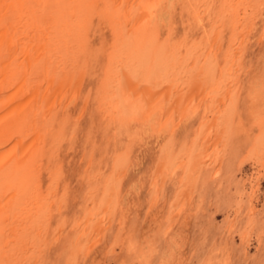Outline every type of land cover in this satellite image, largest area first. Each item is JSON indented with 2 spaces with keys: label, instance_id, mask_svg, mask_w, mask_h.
I'll return each mask as SVG.
<instances>
[{
  "label": "bare ground",
  "instance_id": "6f19581e",
  "mask_svg": "<svg viewBox=\"0 0 264 264\" xmlns=\"http://www.w3.org/2000/svg\"><path fill=\"white\" fill-rule=\"evenodd\" d=\"M263 1L182 0L192 19L208 17L210 29L203 33L202 44L187 47L182 41L168 48L171 39L162 44L155 23L156 13L165 10L168 0H0V264H42L57 191V178L51 174L46 197L41 196L42 157L53 156L44 152L47 143L52 151L61 144L68 128L63 117L65 107L77 103L87 60L97 61L91 56L87 39L95 17L103 23L109 21L113 31L107 67L99 84L98 103L106 124L125 134L132 125L141 128L148 124L153 134L165 132L169 138L159 151L151 184L154 199L162 195L165 178L174 176L189 156L187 146L173 157L169 140L186 118L202 113L197 147L172 207L175 218L196 192L201 166H213L215 175L221 166L235 108L233 75ZM225 21L230 23L231 35L223 53L224 64L216 76ZM58 115L63 117L60 123L56 122ZM252 157L258 169L264 168V139ZM123 158L113 161L108 175L100 176L105 185L98 205L88 206L83 219H78L75 229L79 235L71 244L76 247L85 237V255L101 242L114 218ZM257 179L249 183V221L256 211ZM250 228H243L240 235L247 248ZM55 231L57 240L61 228ZM76 252L66 264H75Z\"/></svg>",
  "mask_w": 264,
  "mask_h": 264
},
{
  "label": "rangeland",
  "instance_id": "374dc122",
  "mask_svg": "<svg viewBox=\"0 0 264 264\" xmlns=\"http://www.w3.org/2000/svg\"><path fill=\"white\" fill-rule=\"evenodd\" d=\"M178 1L168 0L165 10L155 15L156 30L162 44L168 39L172 40L168 48L176 47L182 41L187 47L194 43L202 44L205 32L210 29L208 17L201 21L192 19L190 11L183 9L182 0ZM263 7L253 20L243 57L233 75L235 108L229 144L221 166L217 175L213 166H201L196 192L190 197L187 208L175 218L172 217V207L188 175L191 154L197 147L202 113L186 118L177 127L174 138L169 140L173 157L187 146L189 156L175 177L165 178L162 195L154 199L151 184L159 151L169 138L165 132L153 134L148 124L142 129L139 125H132L127 134L106 124L98 103L99 84L107 67L113 31L107 19L108 22L103 23L95 17L87 39L91 56L97 61L87 60L77 103L64 108L63 117L68 121V128L61 136V144L52 151L51 144L47 143L44 152H52L53 156L51 159L50 154L42 157L41 196L46 197V187L53 175L57 178L55 202L59 205L54 203L51 210L42 264H66L74 250L78 252L75 256L79 257L75 258V264H264V168L258 169L252 157L257 144L264 139ZM229 24L225 21L226 28L221 31L223 48L216 61V76L224 64L223 53L229 45ZM58 116L56 122L60 123L63 117ZM122 156L125 167L114 218L101 242H97L96 247L85 255V237L78 241V247L71 244L79 235L75 229L77 222L83 219L88 206L98 205L105 185L100 176L108 175L117 158ZM255 177L258 178L256 215L249 221L246 205L250 195L249 183ZM92 201L94 205H91ZM247 225L252 230L248 248L240 238ZM56 228H61L57 240Z\"/></svg>",
  "mask_w": 264,
  "mask_h": 264
}]
</instances>
